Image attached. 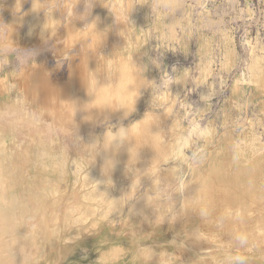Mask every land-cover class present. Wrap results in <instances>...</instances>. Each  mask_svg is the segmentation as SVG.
Instances as JSON below:
<instances>
[{
  "label": "rangeland",
  "instance_id": "1",
  "mask_svg": "<svg viewBox=\"0 0 264 264\" xmlns=\"http://www.w3.org/2000/svg\"><path fill=\"white\" fill-rule=\"evenodd\" d=\"M0 164V264H264V0H0Z\"/></svg>",
  "mask_w": 264,
  "mask_h": 264
},
{
  "label": "clouds",
  "instance_id": "2",
  "mask_svg": "<svg viewBox=\"0 0 264 264\" xmlns=\"http://www.w3.org/2000/svg\"><path fill=\"white\" fill-rule=\"evenodd\" d=\"M151 125H147L144 129V138L145 139H156L157 137H150L149 136V129ZM127 135V133H125ZM121 142L120 138L113 139L110 143L112 145H118ZM101 163L106 167V168H115L117 167V163L115 161L107 159V157L103 154H101ZM238 240L239 244L245 245L247 243V236L244 234H240L236 237ZM229 264H246V260L243 256L240 255H235L230 258Z\"/></svg>",
  "mask_w": 264,
  "mask_h": 264
},
{
  "label": "bare ground",
  "instance_id": "3",
  "mask_svg": "<svg viewBox=\"0 0 264 264\" xmlns=\"http://www.w3.org/2000/svg\"><path fill=\"white\" fill-rule=\"evenodd\" d=\"M20 22V21H19ZM90 33V32H89ZM70 106V105H69ZM48 109V108H47ZM49 110V109H48ZM66 118V117H65ZM71 120V119H70ZM2 150V149H1ZM2 158V157H1ZM5 165V164H4ZM0 166H1V164H0ZM8 169H9V167H8ZM10 170V169H9ZM11 171V170H10ZM9 171V172H10ZM2 173H3V170H2V168L0 167V178H1V176H2ZM5 175V174H4ZM10 176L12 175L11 174V172H10V174H9ZM7 176V175H6ZM4 178V177H3ZM6 178H8V177H6ZM11 178H12V176H11ZM5 179V178H4ZM4 179H2V180H4ZM14 179V178H13ZM1 180V181H2ZM14 182V181H13ZM11 183H12V181H11ZM33 189V188H32ZM4 190V189H3ZM26 190V189H25ZM35 191V190H34ZM11 192V191H10ZM8 196V195H7ZM4 198H5V195H4ZM8 198V197H7ZM0 208L1 209H3V206L1 205L0 206ZM10 210V209H9ZM68 217H70V216H68ZM11 219H13L14 220V217L12 216H9V217H7L6 219H3L2 221H0V226H2V227H4L3 225H7L8 226V221H10ZM16 223H17V225H19V222H20V219L18 218V219H16L15 218V220H14ZM218 228V227H217ZM214 231V230H213ZM1 240V239H0ZM16 260H18V259H16ZM16 260H11L12 261V263H13V261H15L16 262ZM10 261V260H9ZM9 261L7 260L6 262H8V264H9ZM20 261V260H19ZM2 262V261H1ZM5 261H3V263H4ZM18 262V261H17ZM2 263V264H3ZM5 264V263H4ZM7 264V263H6ZM17 264H19V263H17Z\"/></svg>",
  "mask_w": 264,
  "mask_h": 264
}]
</instances>
